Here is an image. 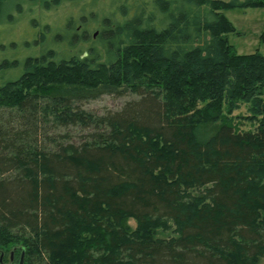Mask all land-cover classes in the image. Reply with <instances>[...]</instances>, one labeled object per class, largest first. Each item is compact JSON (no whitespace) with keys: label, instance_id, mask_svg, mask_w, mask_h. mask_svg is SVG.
<instances>
[{"label":"trees","instance_id":"trees-1","mask_svg":"<svg viewBox=\"0 0 264 264\" xmlns=\"http://www.w3.org/2000/svg\"><path fill=\"white\" fill-rule=\"evenodd\" d=\"M114 1L66 17L61 51L0 65V264H264V55L238 54L223 14L264 0ZM100 94L137 98L72 103Z\"/></svg>","mask_w":264,"mask_h":264},{"label":"rangeland","instance_id":"rangeland-1","mask_svg":"<svg viewBox=\"0 0 264 264\" xmlns=\"http://www.w3.org/2000/svg\"><path fill=\"white\" fill-rule=\"evenodd\" d=\"M46 1L52 0H0V41L8 42L9 40H15L20 42V40L23 39H30L33 31V25L30 20L33 18L39 19L41 23L48 24L50 27L47 34L48 38H43V40H45L43 45H39L36 49L18 48L17 52L13 50L15 53L4 50V53L2 52L4 55H39L43 52V47H48L49 44L54 46L53 49L56 50L57 48L61 51V48H58L56 41L53 43L51 42V44L50 40L51 34L64 22L66 17H70V15L77 16L82 8L81 11L84 13H88L92 9L95 11V17H89V22H93L97 25L104 14H106L111 8V5L115 2L114 0H64L59 5L50 2L51 4L48 8H45L44 4ZM223 14L235 28L234 32L227 34V38L237 53L249 54L259 50L264 55V43L260 40L264 28V6L231 8L223 10ZM37 26H39L38 23ZM136 98L137 96L133 94H125L122 96L100 94L96 98L83 99L72 103L88 112L96 115H104L107 112L119 111L127 101ZM233 115H247L245 106H241L238 110L234 111ZM236 119L242 121V124L240 125L241 129L254 130L255 125L248 120L241 118ZM48 130L55 133L52 129ZM59 132L62 134L67 133L69 138L79 142L81 135L85 131L78 127H68L60 128ZM200 192H202V190H199L198 188L191 190L193 195L199 194ZM125 223L131 230H134L137 226L136 220L132 217H127ZM177 227V223L174 220L169 219L167 220V226L160 224L155 227L157 229L156 235L159 237L174 236L177 234Z\"/></svg>","mask_w":264,"mask_h":264},{"label":"flooded vegetation","instance_id":"flooded-vegetation-1","mask_svg":"<svg viewBox=\"0 0 264 264\" xmlns=\"http://www.w3.org/2000/svg\"><path fill=\"white\" fill-rule=\"evenodd\" d=\"M31 24L33 25V31L31 34V38L30 39H23L20 40V42H17L15 40H9L8 42L6 41H0V65L1 67V71L4 75L5 79H9L10 75H12L13 73H18L19 71V67L22 66V64H24V59L30 57L33 60H37L39 58V56H37L36 54L31 55H25V56H16L15 54L11 55H4V50L5 51H11L12 53H15L14 51H18L17 49H21V48H25V49H31L34 48L36 49L39 45H41L43 43V38L44 35H40V31L36 32L37 30H40V27H42L43 24L45 23H41L39 19H31L30 20ZM32 22H34L35 24H33ZM37 23L39 24V26H37ZM81 28V25L78 27V29ZM97 35V30L93 32L92 37L95 38ZM40 36V37H39ZM47 37V35L45 36ZM45 39V38H44ZM3 50V51H1ZM14 50V51H13ZM3 52V53H2ZM40 55V54H39ZM21 68V67H20Z\"/></svg>","mask_w":264,"mask_h":264},{"label":"water","instance_id":"water-1","mask_svg":"<svg viewBox=\"0 0 264 264\" xmlns=\"http://www.w3.org/2000/svg\"><path fill=\"white\" fill-rule=\"evenodd\" d=\"M22 261H23V255H21V258H20V264H22Z\"/></svg>","mask_w":264,"mask_h":264}]
</instances>
